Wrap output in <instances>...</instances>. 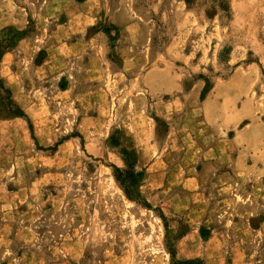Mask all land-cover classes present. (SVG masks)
Masks as SVG:
<instances>
[{"label":"rangeland","instance_id":"rangeland-1","mask_svg":"<svg viewBox=\"0 0 264 264\" xmlns=\"http://www.w3.org/2000/svg\"><path fill=\"white\" fill-rule=\"evenodd\" d=\"M12 1L0 264H264V0Z\"/></svg>","mask_w":264,"mask_h":264},{"label":"crops","instance_id":"crops-1","mask_svg":"<svg viewBox=\"0 0 264 264\" xmlns=\"http://www.w3.org/2000/svg\"><path fill=\"white\" fill-rule=\"evenodd\" d=\"M55 2L56 0H46ZM74 3V0H66ZM84 2V1H83ZM83 2H75L77 5H82ZM2 10V11H1ZM28 16L25 8L16 5L12 0H0V32L8 29L13 33H22L26 30L28 24ZM35 29L31 34H27L20 38L11 51L0 52V80L3 86L10 81L11 65L18 63V74L28 75L42 68V63H36L39 54L36 51H27L29 46L35 41L34 38ZM56 54V53H55ZM52 55L50 58L55 57ZM17 62H14V61ZM46 60V59H44ZM23 61H25L23 65ZM23 66V67H22ZM13 69V68H12ZM13 71H15L13 69ZM10 92L11 101L17 106V108L24 114L27 120L31 123L29 106H27V97L23 95L22 91L18 90L17 95L15 90L11 87H7Z\"/></svg>","mask_w":264,"mask_h":264},{"label":"trees","instance_id":"trees-1","mask_svg":"<svg viewBox=\"0 0 264 264\" xmlns=\"http://www.w3.org/2000/svg\"><path fill=\"white\" fill-rule=\"evenodd\" d=\"M78 2H82L83 0H77ZM0 89H3V83L0 81ZM6 90V89H5ZM7 94L5 105L0 108V115L5 114L7 117L10 116H23L21 111L17 108V106L11 101L10 99V92L7 89L5 91ZM126 154V153H123ZM134 164L133 162L131 165H129V170L131 171V178L133 179V185L136 186L139 178H141V175H135L134 174ZM116 180L118 181V177H116ZM125 193L128 197H130L129 193L125 190Z\"/></svg>","mask_w":264,"mask_h":264}]
</instances>
